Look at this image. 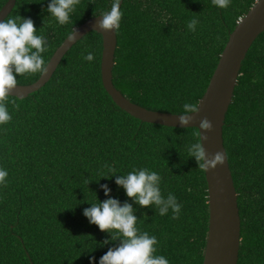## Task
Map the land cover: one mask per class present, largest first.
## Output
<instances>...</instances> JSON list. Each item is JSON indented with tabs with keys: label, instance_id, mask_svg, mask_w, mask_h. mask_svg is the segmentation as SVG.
<instances>
[{
	"label": "trees",
	"instance_id": "16d2710c",
	"mask_svg": "<svg viewBox=\"0 0 264 264\" xmlns=\"http://www.w3.org/2000/svg\"><path fill=\"white\" fill-rule=\"evenodd\" d=\"M255 1L230 0L221 9L212 0H122L114 85L150 109L182 113L185 103L198 104L230 33ZM48 3L16 0L6 17L34 20L47 38L46 65L73 27L109 11L113 0H80L65 25L46 11ZM192 19L195 31L187 27ZM102 49L101 34L88 32L43 87L8 97L12 119L0 124V167L8 171L0 184V264H99L117 242L103 244L110 234L83 210L108 198L102 184L121 203H133L137 227L157 237V255L169 264L203 263L208 185L188 154L199 130L145 122L120 108L102 82ZM89 52L92 61L84 59ZM41 74L17 80L29 84ZM223 135L241 216L238 264H264V31L242 63ZM106 165L116 175L157 172L163 195L182 205L179 217L136 205L115 176L101 178L111 175Z\"/></svg>",
	"mask_w": 264,
	"mask_h": 264
},
{
	"label": "clouds",
	"instance_id": "9594fccd",
	"mask_svg": "<svg viewBox=\"0 0 264 264\" xmlns=\"http://www.w3.org/2000/svg\"><path fill=\"white\" fill-rule=\"evenodd\" d=\"M94 3V0H92ZM212 3L219 8H227L230 0H212ZM80 0H49L46 11L59 22L65 25L70 22L71 14L76 10ZM101 19L97 22L94 31L117 32L120 28L123 12L121 11V0H113L109 11L99 15ZM239 22V21H238ZM197 19H192L187 27L195 31ZM73 39L78 35V30L73 27L70 34ZM47 51V38L37 34V27L31 18L22 16L10 17L0 20V124L9 122L12 117L9 113L7 103L8 97L18 85L17 76L27 73H47L45 60L42 56ZM84 59L92 61L94 54L89 52ZM14 103V102H13ZM17 108L19 105H15ZM200 106L193 103H185L183 111L178 115L181 126L187 127L193 117L192 113H198ZM199 129L206 132L213 129L212 122L203 118ZM197 141L188 148L189 157H194L198 168L202 171L215 169L223 165L226 160V153L217 151L211 156L208 154L203 140L207 139L201 131L196 133ZM111 175H104L109 179L115 176V183L122 187L127 197L140 207H153L159 215H166L171 209L173 219L179 217L182 205L177 202L174 194L163 195L160 182L161 176L147 168L133 169L126 175H116L117 171L112 166H107ZM8 171L0 167V184H5ZM89 184L90 181L85 180ZM105 200L99 203H91L90 207L83 210V214L89 222L110 234L109 238L103 241L107 245L110 242H117L109 247L107 252L100 257L99 264H169V260L163 255H157L158 240L155 235L147 231H141L137 227L138 216L133 203L121 201L110 195L111 189L107 184H102ZM95 261V257L92 258Z\"/></svg>",
	"mask_w": 264,
	"mask_h": 264
},
{
	"label": "water",
	"instance_id": "95a60500",
	"mask_svg": "<svg viewBox=\"0 0 264 264\" xmlns=\"http://www.w3.org/2000/svg\"><path fill=\"white\" fill-rule=\"evenodd\" d=\"M16 0H7L0 9V20L5 19L15 6ZM122 4V0H121ZM100 15V14H99ZM92 16L79 26L75 39L70 33L57 47L49 62L47 73L29 84H19L12 96L25 98L43 87L52 77L63 56L85 34L95 30L101 17ZM264 31V0H256L247 13L239 20L230 33L228 41L220 55L210 82L201 97L198 113L190 114L193 119L187 127H196L207 136L203 144L211 156L217 151L226 153L223 165L205 171L208 185L209 226L202 264H238L241 246V216L238 193L227 151L224 145L223 129L226 115L233 101L242 63L256 38ZM102 36V82L114 102L123 110L142 121L165 126H181L178 115L144 107L126 97L113 83V67L117 48V32L96 31ZM207 117L213 124L211 131L199 129L200 122Z\"/></svg>",
	"mask_w": 264,
	"mask_h": 264
}]
</instances>
